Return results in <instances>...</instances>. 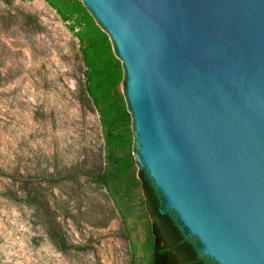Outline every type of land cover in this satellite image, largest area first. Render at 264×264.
Masks as SVG:
<instances>
[{
	"label": "water",
	"instance_id": "1",
	"mask_svg": "<svg viewBox=\"0 0 264 264\" xmlns=\"http://www.w3.org/2000/svg\"><path fill=\"white\" fill-rule=\"evenodd\" d=\"M85 1L167 207L220 264H264V0Z\"/></svg>",
	"mask_w": 264,
	"mask_h": 264
},
{
	"label": "rangeland",
	"instance_id": "2",
	"mask_svg": "<svg viewBox=\"0 0 264 264\" xmlns=\"http://www.w3.org/2000/svg\"><path fill=\"white\" fill-rule=\"evenodd\" d=\"M70 24L47 0H0V264H149L140 187L123 198L77 171L108 161ZM34 195L73 248L52 238Z\"/></svg>",
	"mask_w": 264,
	"mask_h": 264
},
{
	"label": "trees",
	"instance_id": "3",
	"mask_svg": "<svg viewBox=\"0 0 264 264\" xmlns=\"http://www.w3.org/2000/svg\"><path fill=\"white\" fill-rule=\"evenodd\" d=\"M47 2L64 20L71 21L73 31L77 30L86 67V91L99 112L106 139L107 168L104 171L79 168L78 173L94 177L109 192L123 198L130 196L134 186L140 187L143 206L150 220L147 227V240L152 251L149 264H220L203 253L201 241L190 234L178 213L167 207L163 191L134 155V152H140L135 147L133 115L124 91L127 70L112 34L83 0ZM26 201L34 207L62 249L74 247L52 225L51 209L45 202L35 195Z\"/></svg>",
	"mask_w": 264,
	"mask_h": 264
},
{
	"label": "bare ground",
	"instance_id": "4",
	"mask_svg": "<svg viewBox=\"0 0 264 264\" xmlns=\"http://www.w3.org/2000/svg\"><path fill=\"white\" fill-rule=\"evenodd\" d=\"M210 222V221H209ZM212 226L214 227V224H212ZM221 233V232H220ZM237 254V253H236ZM237 258L238 259H241V260H243L238 254H237ZM244 261V260H243Z\"/></svg>",
	"mask_w": 264,
	"mask_h": 264
}]
</instances>
